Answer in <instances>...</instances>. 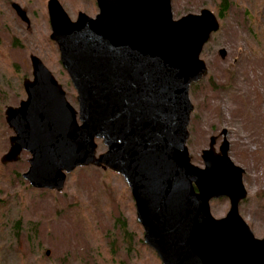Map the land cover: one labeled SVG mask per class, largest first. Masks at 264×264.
Instances as JSON below:
<instances>
[{"label": "water", "instance_id": "1", "mask_svg": "<svg viewBox=\"0 0 264 264\" xmlns=\"http://www.w3.org/2000/svg\"><path fill=\"white\" fill-rule=\"evenodd\" d=\"M95 2L94 18L79 12L72 21L59 0H47L50 40L78 110L31 55L26 98L4 112L13 135L1 164L29 153L22 178L34 189L57 193L77 168L120 175L143 243L161 264H264V237L256 238L239 214L247 198L244 169L229 157L226 141L215 152L211 139L201 154L203 167L192 163L187 148L189 91L208 74L200 56L219 29L217 17L202 9L174 20L171 0ZM11 6L29 25L26 11ZM97 141L106 148L101 154ZM222 198L229 209L216 219L210 202Z\"/></svg>", "mask_w": 264, "mask_h": 264}, {"label": "rangeland", "instance_id": "2", "mask_svg": "<svg viewBox=\"0 0 264 264\" xmlns=\"http://www.w3.org/2000/svg\"><path fill=\"white\" fill-rule=\"evenodd\" d=\"M171 0L174 20L211 11L219 29L210 36L200 58L208 74L191 86V161L203 167L201 152L221 128L230 132L231 160L243 168L247 198L239 214L256 238L264 237V0ZM74 21L79 12L94 18L95 0H59ZM12 3L27 13V25ZM47 0H0V159L9 149L12 130L5 109L25 100L23 80L32 79L30 56H37L78 110L76 93L50 40ZM225 51L220 57L219 50ZM97 154L106 148L97 141ZM29 153L17 162H0V264H161L142 245L134 202L123 178L95 167L78 168L67 176L61 193L38 190L22 178ZM219 219L229 209L225 199L210 202ZM49 251V255L46 252Z\"/></svg>", "mask_w": 264, "mask_h": 264}, {"label": "flooded vegetation", "instance_id": "3", "mask_svg": "<svg viewBox=\"0 0 264 264\" xmlns=\"http://www.w3.org/2000/svg\"><path fill=\"white\" fill-rule=\"evenodd\" d=\"M191 120V119H190ZM190 125H191V121H190V124H189V127H190ZM188 131H189V137L191 136V133H190V130H189V128H188ZM228 135H230V132L228 131V129H226V128H221V130L219 131V132H217V133H213L211 136H210V138H209V143H208V146H209V144H210V141H211V139L213 138L214 139V145H213V148H214V150H215V152H219V150H220V147L222 146V144L226 141V143H227V145H228V155H229V153H230V148H231V145H230V141H229V139H228ZM208 148V147H207ZM205 150V149H204ZM203 151V150H202ZM201 154H202V152H201ZM238 166V165H237ZM243 169V168H242ZM244 174H245V171H244ZM244 174H243V177H244ZM243 177H242V179H243ZM67 179V178H66ZM244 184V183H243ZM55 192V191H54ZM57 193V192H56ZM247 196H248V192H247ZM223 199H225V200H227L228 201V199H226V198H223ZM218 200H221V199H218ZM213 201H215V200H213ZM242 202H244V201H242ZM241 202V203H242ZM240 203V204H241ZM228 204H229V201H228ZM240 204H239V206H240ZM226 215V214H225ZM143 241V240H142ZM144 244V243H143ZM47 252H49V251H47Z\"/></svg>", "mask_w": 264, "mask_h": 264}, {"label": "trees", "instance_id": "4", "mask_svg": "<svg viewBox=\"0 0 264 264\" xmlns=\"http://www.w3.org/2000/svg\"><path fill=\"white\" fill-rule=\"evenodd\" d=\"M228 9V1L227 0H220V10H219V16L222 17L223 13L227 11ZM142 245H143V241Z\"/></svg>", "mask_w": 264, "mask_h": 264}]
</instances>
